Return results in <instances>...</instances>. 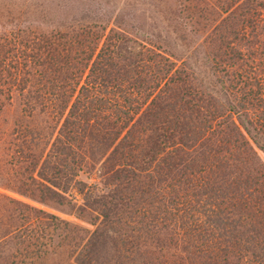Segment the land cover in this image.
Listing matches in <instances>:
<instances>
[{
    "label": "trees",
    "instance_id": "16d2710c",
    "mask_svg": "<svg viewBox=\"0 0 264 264\" xmlns=\"http://www.w3.org/2000/svg\"><path fill=\"white\" fill-rule=\"evenodd\" d=\"M203 2L215 9L203 38L206 84L186 60L128 47L115 31L78 48L70 64L63 59L76 37L41 41L45 54L50 45L67 51L48 63L64 74L54 75L55 92L21 93L36 96L46 125L36 179L15 193L60 205L78 173L98 172L73 184L74 213L97 221L75 244L74 264H264V167L255 152H264V0Z\"/></svg>",
    "mask_w": 264,
    "mask_h": 264
},
{
    "label": "rangeland",
    "instance_id": "374dc122",
    "mask_svg": "<svg viewBox=\"0 0 264 264\" xmlns=\"http://www.w3.org/2000/svg\"><path fill=\"white\" fill-rule=\"evenodd\" d=\"M207 4L203 0H0V45L6 48L0 50V264H74V252L82 245L74 250L75 244L97 226L94 214L74 213L73 207L81 204L74 182L90 183L97 171L88 178L78 173L60 205L39 204L15 193L32 185L31 178L39 171V129L44 133L46 125L40 122L36 96L24 99L21 93L55 92L53 77L64 74L55 72L48 63L62 59L67 51L61 44L50 45L45 54L41 41L62 34L72 45L76 37L79 46H73L63 59L70 64L78 48L94 42L100 45L115 31L129 39L128 47L157 49L178 64L186 60L194 75L206 84L203 76L210 73L206 71L203 38L215 10ZM16 63L20 64L18 72ZM14 76L20 81L13 83ZM255 152L264 167V152ZM39 210L68 227L46 218L39 221ZM67 228L78 230L67 235L63 233Z\"/></svg>",
    "mask_w": 264,
    "mask_h": 264
}]
</instances>
